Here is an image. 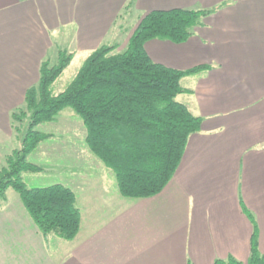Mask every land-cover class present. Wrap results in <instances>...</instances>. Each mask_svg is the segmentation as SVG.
Returning a JSON list of instances; mask_svg holds the SVG:
<instances>
[{
	"label": "crops",
	"instance_id": "0c3cea01",
	"mask_svg": "<svg viewBox=\"0 0 264 264\" xmlns=\"http://www.w3.org/2000/svg\"><path fill=\"white\" fill-rule=\"evenodd\" d=\"M127 2L0 0V165L14 136L10 112L37 83L41 60L55 63L59 48L72 53L68 65L103 43L123 50L154 9L219 5L186 40L144 43L166 66L210 65L180 80L190 91L178 100L201 117L200 126L155 195L125 197L106 186L75 197L80 225L71 240L44 238L18 194L6 190L0 264H214L228 255L246 264L253 223L242 206L264 254V0Z\"/></svg>",
	"mask_w": 264,
	"mask_h": 264
},
{
	"label": "trees",
	"instance_id": "16d2710c",
	"mask_svg": "<svg viewBox=\"0 0 264 264\" xmlns=\"http://www.w3.org/2000/svg\"><path fill=\"white\" fill-rule=\"evenodd\" d=\"M134 0H128L126 8ZM211 8L154 9L144 14L123 50L116 45L101 44L83 60L74 77L60 92L50 86L67 67L72 53L57 50V60L46 57L39 65V79L26 88L21 106L11 110L14 129L25 119L26 127L19 147L3 157L0 165V198L12 188L45 238L54 235L73 239L80 225V210L73 190L62 183L28 187L23 171L41 167L27 155L44 139L52 136L36 128L55 119L65 107H71L85 127V143L100 162L109 168L119 193L142 198L158 193L177 169L189 134L198 130L201 117L176 99L190 91L182 86L183 76L210 67L198 64L177 69L153 61L144 43L152 38L173 42L186 40ZM253 223L246 264H264L257 228L252 213L242 206ZM187 264H192L188 262ZM214 264H242L233 255L215 258Z\"/></svg>",
	"mask_w": 264,
	"mask_h": 264
},
{
	"label": "rangeland",
	"instance_id": "374dc122",
	"mask_svg": "<svg viewBox=\"0 0 264 264\" xmlns=\"http://www.w3.org/2000/svg\"><path fill=\"white\" fill-rule=\"evenodd\" d=\"M113 45L117 46V44ZM51 60L55 62L56 55H53ZM81 63L82 60L79 56L64 68L50 86L53 94L62 91L67 86ZM178 98L180 95L176 96V99ZM26 122L25 119L21 124H18L19 130L12 127L14 136L12 139L6 140V144L10 145L11 149L20 146ZM36 128L44 132H51L52 136L40 141L27 155L29 161L41 167L38 171L21 172L22 179L28 187L62 183L73 190L76 200L82 193L102 191L106 189V186L119 193L112 171L104 166L87 147L84 139L85 127L81 118L71 107H65L55 119L40 123ZM83 176L86 179L82 178ZM7 192H14V190L8 188Z\"/></svg>",
	"mask_w": 264,
	"mask_h": 264
}]
</instances>
